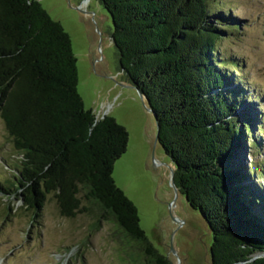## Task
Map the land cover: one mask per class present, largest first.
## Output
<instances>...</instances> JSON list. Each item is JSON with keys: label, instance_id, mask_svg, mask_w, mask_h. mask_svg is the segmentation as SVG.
<instances>
[{"label": "trees", "instance_id": "1", "mask_svg": "<svg viewBox=\"0 0 264 264\" xmlns=\"http://www.w3.org/2000/svg\"><path fill=\"white\" fill-rule=\"evenodd\" d=\"M99 1L113 20L121 68L156 116L176 185L213 233L212 264H264V190L254 182L261 172L244 160L248 146H262L249 136L258 119L241 108L243 79L234 71L242 64L218 51L241 29L238 18L224 0ZM42 5L0 0V117L18 153L6 161L0 193L23 200L30 224H41L52 195L63 216H76L83 195L148 244L155 264H173L114 179L128 129L85 106L71 36Z\"/></svg>", "mask_w": 264, "mask_h": 264}, {"label": "rangeland", "instance_id": "2", "mask_svg": "<svg viewBox=\"0 0 264 264\" xmlns=\"http://www.w3.org/2000/svg\"><path fill=\"white\" fill-rule=\"evenodd\" d=\"M39 1L71 36L85 106L97 115L115 116L129 131L127 151L116 161L113 176L136 204L149 240L173 264H212L213 233L203 214L172 184L175 165L158 140L148 99L121 68L109 11L99 0ZM224 1L242 27L222 39L218 51L242 64L234 71L243 79L241 108L255 110L258 123L249 136L262 142L248 146L244 160L261 172L254 182L264 190V0ZM15 157L0 117V182L10 176L6 161ZM81 198L83 211L67 217L50 196L41 224H30L23 200L0 193V264H155L148 244L126 236L96 201Z\"/></svg>", "mask_w": 264, "mask_h": 264}, {"label": "water", "instance_id": "3", "mask_svg": "<svg viewBox=\"0 0 264 264\" xmlns=\"http://www.w3.org/2000/svg\"><path fill=\"white\" fill-rule=\"evenodd\" d=\"M141 93H142V91H141ZM142 96H144L143 95V93H142ZM149 109L150 110H152V107H150L149 106ZM153 111V110H152ZM96 114V113H95ZM106 115H108V113H104L103 115H97L96 114V120H99V119H101V118H104ZM159 135V134H158ZM174 176H175V170L173 169V171H172V184H173V186L175 187V190H176V192H180L179 191V188H178V186L176 185V182H175V178H174ZM211 249V248H210ZM210 254H211V251H210ZM257 257V256H256ZM173 262V261H172Z\"/></svg>", "mask_w": 264, "mask_h": 264}]
</instances>
